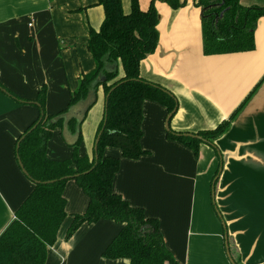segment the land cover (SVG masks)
I'll return each instance as SVG.
<instances>
[{"label":"crops","instance_id":"obj_1","mask_svg":"<svg viewBox=\"0 0 264 264\" xmlns=\"http://www.w3.org/2000/svg\"><path fill=\"white\" fill-rule=\"evenodd\" d=\"M151 1L139 0L141 8L147 10ZM240 1L264 7V0ZM180 2L173 8L156 0L159 43L140 64L142 77L177 98L171 129L215 130L251 97L227 130L202 142L197 154L167 137L166 108L147 100L141 143L149 153L127 159L120 150L107 149L121 158L114 190L159 219L166 245L181 264H232L226 237L237 264H264V16L255 29V49L205 55L202 9L195 0ZM123 9L130 11L131 0H123ZM104 17L97 0H0V235L34 188L19 164L17 140L40 109L22 100L36 98L46 86L47 113L67 107L79 76L95 67L88 28L99 29ZM68 49L74 53L71 59ZM101 90L82 126V155L94 156L106 108ZM72 151L61 130H55L48 157L67 159ZM64 196L68 216L46 264H129L102 256L121 229L112 220L85 223L65 239L72 214L85 212L89 198L74 180Z\"/></svg>","mask_w":264,"mask_h":264},{"label":"trees","instance_id":"obj_2","mask_svg":"<svg viewBox=\"0 0 264 264\" xmlns=\"http://www.w3.org/2000/svg\"><path fill=\"white\" fill-rule=\"evenodd\" d=\"M155 2L152 0L149 8L144 10L139 0H131V9L126 13L123 0H97L105 17L99 29L89 26L87 41L95 67L79 76L78 86L71 92L67 107L48 114L46 86L39 90L36 98L22 100L40 109L39 117L17 140L18 144L27 134L17 152L34 188L17 209L15 219L0 235V264H46L49 248L56 244L68 216L64 191L71 180L84 191L89 202L85 212L72 214L65 236L67 241L85 223L112 220L121 229L103 251L104 258L128 259L129 264H181L166 245L159 219L149 217L144 208L132 205L115 192L114 180L121 158L107 153L108 148H115L127 159H138L149 153L141 143L145 102H159L168 114L178 104L171 91L145 79L140 73L141 61L153 54L159 43V13ZM165 2L173 8L183 5L180 0ZM195 5L202 9L205 55L255 49V29L259 18L264 16V7L245 6L240 0H195ZM100 88L106 97L114 89L96 133L97 138L104 128L96 164L95 153L94 156L82 155L80 147L83 123L97 102ZM7 91L12 97L19 98ZM250 97L217 129L197 134L208 143L212 142L227 130ZM40 119L37 127L27 133ZM57 129L73 150L70 158L55 160L48 157L49 142ZM178 133L183 132L172 129L167 131V137L184 143L197 154L204 141Z\"/></svg>","mask_w":264,"mask_h":264},{"label":"water","instance_id":"obj_3","mask_svg":"<svg viewBox=\"0 0 264 264\" xmlns=\"http://www.w3.org/2000/svg\"><path fill=\"white\" fill-rule=\"evenodd\" d=\"M114 89V88H113ZM113 89L109 92V94L107 95V97H106V102H105V104H106V110H107V105H108V98H109V96H110V94H111V92L113 91ZM4 90V89H3ZM167 91V90H166ZM170 95H172L169 91H167ZM9 94V93H8ZM173 96V95H172ZM176 101H177V99H176ZM30 102H33V101H30ZM35 103H37L38 105H39V103L38 102H35ZM177 108H178V104H177V106L175 107V109L170 113V114H168V116H167V119H166V129H167V131H170V130H172L171 129V126H170V122H171V118H172V116L175 114V112L177 111ZM42 115H43V112H42ZM106 117H107V114H106ZM40 121H41V119L37 122V124H35L34 126H33V128H31L27 133H30L33 129H35L36 127H37V125L40 123ZM105 122H106V120H105ZM103 130H104V128L101 130V132L99 133V135H98V137L96 138V141H95V147H94V153H95V159H96V164H97V162H98V159H99V155H98V144H99V141H100V137H101V135H102V132H103ZM27 134H25L22 138H21V140L26 136ZM178 135H185V136H189V137H193V138H198V139H201V140H203L204 142H208L207 141V139H205L203 136H201V135H198V134H193V133H178ZM21 140L18 142V144H17V150H18V148H19V145H20V142H21ZM18 160H19V164H20V166H21V168H22V170H23V172L29 177V173H28V171L25 169V166H24V164H23V162H22V160H21V157L19 156V154H18ZM39 182V181H38ZM49 182H53V181H45L44 183H49ZM226 248H227V255H228V258H229V260H230V262L232 263V264H237V262L233 259V257H232V255H231V252H230V247H229V243H228V240H227V237H226Z\"/></svg>","mask_w":264,"mask_h":264},{"label":"rangeland","instance_id":"obj_4","mask_svg":"<svg viewBox=\"0 0 264 264\" xmlns=\"http://www.w3.org/2000/svg\"><path fill=\"white\" fill-rule=\"evenodd\" d=\"M102 24V23H101ZM74 50H75V48H74ZM66 56L69 58V59H71L73 56H74V53L70 50V49H68V52L66 53ZM69 63V62H68ZM69 68H71L69 65H68V69ZM70 72H73L72 70H70ZM100 93H102L103 94V90H101L100 91ZM101 94V95H102ZM53 139V138H52Z\"/></svg>","mask_w":264,"mask_h":264}]
</instances>
